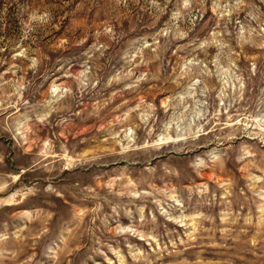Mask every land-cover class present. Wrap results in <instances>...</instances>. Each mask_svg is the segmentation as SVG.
Returning <instances> with one entry per match:
<instances>
[{
  "label": "rangeland",
  "instance_id": "obj_1",
  "mask_svg": "<svg viewBox=\"0 0 264 264\" xmlns=\"http://www.w3.org/2000/svg\"><path fill=\"white\" fill-rule=\"evenodd\" d=\"M0 264H264V0H0Z\"/></svg>",
  "mask_w": 264,
  "mask_h": 264
}]
</instances>
